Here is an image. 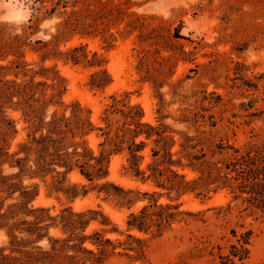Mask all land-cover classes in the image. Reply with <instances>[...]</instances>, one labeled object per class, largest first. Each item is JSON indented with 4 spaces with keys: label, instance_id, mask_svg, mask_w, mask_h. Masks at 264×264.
<instances>
[{
    "label": "rangeland",
    "instance_id": "obj_1",
    "mask_svg": "<svg viewBox=\"0 0 264 264\" xmlns=\"http://www.w3.org/2000/svg\"><path fill=\"white\" fill-rule=\"evenodd\" d=\"M34 1L0 0V48L8 44L11 37L25 31L27 37V45L22 50L24 58L0 52V88L5 81L16 79L10 61H25L39 69L41 53L33 51L40 47L37 42L51 40L65 13L83 9L92 34L75 35L61 43L59 49L65 52L86 46L89 58L97 53L103 60V69L113 83L103 91L93 90L89 85L90 77L99 68L49 60L45 67L57 65L65 90L60 105L51 106L48 114L78 102L92 112L91 118L97 123L105 106L111 103V97L117 95L132 105L141 106L144 121L157 125L161 120L174 131L209 142L217 152L214 161L234 156V149L248 151L264 144V0H64L70 4L66 8L57 6L59 0ZM75 1L79 2L77 7L72 6ZM53 8L55 12L50 13ZM87 10L95 12L90 15ZM33 25L35 28L29 29ZM65 69L69 73H64ZM40 80L43 79L38 77L37 81ZM5 115L14 122L17 131L10 141L14 151L26 138L27 124L21 112L13 108L7 109ZM196 117L198 123L193 125ZM184 118L191 122L182 123ZM213 122L215 127H211ZM199 132L205 133L200 135ZM173 136L180 138L177 134ZM221 144L226 147L223 155H219L221 151L216 148ZM150 147L143 152L145 161L141 169H146L151 161ZM178 149L177 144L174 151ZM115 157L119 160L112 170ZM115 157L108 180L124 189L139 191L140 194L134 195V206L119 208L96 192L70 204L76 212L91 208L101 210L109 218L107 226L93 222L84 233L92 236L101 232L104 239L113 242L104 256V264H223L220 254H229L230 247L239 245L241 235L247 232L252 234L248 258L243 261L234 258L233 263L225 264H264V214L260 210L246 209L248 204L242 199L235 200L227 187L215 192L212 187L207 197L187 194L174 200L180 212L194 215H186L184 221L173 223L161 237L136 230L129 232L128 216L152 201L146 193L163 194L158 197L159 204L170 203V200L167 191L158 189L152 180L145 182L126 170L125 156ZM183 173L188 179L199 175L189 169ZM69 179L72 183L84 182L76 173ZM124 180L133 182L134 186L125 187ZM24 183L40 185L39 197L33 203L35 207H54L51 214L56 215L68 204L62 194L50 195L40 180ZM77 201L84 204L77 208ZM12 203L7 201L5 208ZM108 206L114 208L116 217L106 212ZM129 234L144 241L142 259L132 258L135 253L126 249L131 243L127 238ZM19 236L27 238L25 234ZM67 237L61 228L51 229L48 237L39 242L34 240L25 250L47 251L53 245L50 240ZM90 242L85 246L97 252V247ZM0 252L19 256L12 252L6 230H0ZM67 255L75 253L70 250Z\"/></svg>",
    "mask_w": 264,
    "mask_h": 264
},
{
    "label": "trees",
    "instance_id": "obj_2",
    "mask_svg": "<svg viewBox=\"0 0 264 264\" xmlns=\"http://www.w3.org/2000/svg\"><path fill=\"white\" fill-rule=\"evenodd\" d=\"M61 5L66 8L70 4L59 0L57 6ZM78 5V1L72 4L73 7ZM55 8L50 13H54ZM37 11L40 13V8ZM84 12L81 9L65 13L51 40L37 42L40 47L33 51L41 53L42 66L39 69L25 61H10L16 79L5 81L0 88V230L7 231L12 252L19 254L11 256L0 252V264H104V256L113 242L104 239L101 232L92 236L84 233L93 222L107 226L109 218L101 210L91 208L76 212L70 204L96 192L99 196L104 195L105 200L115 202L119 208L131 209L134 206V195L140 192L124 189L108 180L115 156H125L126 170L145 182L152 180L158 189L167 191L170 200V203L159 204L158 197L163 194L146 193L152 201L138 213L128 216L129 232L136 230L150 233L155 238L161 237L173 223L184 221L186 215H194L180 212L174 200L187 194L207 197L212 187H215L214 192L219 188H229L235 200L242 199L248 204L246 209L260 210L264 214V144L248 151L232 148L234 156L214 161L217 152L209 142L199 136L174 131L161 120L157 125L144 121L145 113L141 106L132 105L117 95L111 97V103L105 106L97 123L91 118L92 112L78 102L48 114L51 106L60 105L65 90L57 65L45 67L49 60L99 68L90 77L89 85L93 90L103 91L113 83L107 70L103 69V60L97 53L89 58L86 46H76L65 52L59 49L61 43L75 35L92 34V26L86 23ZM86 12L92 15L95 11ZM38 21L39 18L36 19ZM34 28L35 25L29 27ZM26 43L25 31L11 37L0 52L24 58L22 50ZM20 75L23 78H19ZM38 77L43 80L37 81ZM10 108L20 111L27 124L26 138L14 151L10 141L17 131L14 122L5 115ZM184 119L182 123L191 122L188 118ZM193 123L196 125L198 118ZM215 125L213 122L211 127ZM173 134L179 135V140ZM92 139L97 142L93 143ZM177 144L179 149L174 151ZM149 146L151 161L146 169H141L145 161L143 152ZM216 148L221 151L219 155H223L222 151L226 149L222 144ZM209 154L211 158H208ZM186 169L197 172L198 177L188 179L183 173ZM74 173L84 182L72 183L69 178ZM25 180H40L49 189L50 195L62 194L68 204L56 215L51 214L54 207H35L33 203L39 197L40 185H25ZM9 200L13 203L5 208ZM20 216L23 218L18 219ZM57 228H61L68 237L50 240L53 245L47 251L41 248L25 250L34 240H43L51 229ZM19 234H25L27 238L23 239ZM251 235V232L244 233L238 240L239 245L230 247L229 254H220L223 264L233 263L234 258L239 261L248 258ZM127 238L131 243L126 249L135 253L132 258L142 259L144 241L131 234ZM89 240L97 247V252L85 246ZM71 242L73 245H69ZM217 249L221 250L219 246ZM70 250L75 255H67Z\"/></svg>",
    "mask_w": 264,
    "mask_h": 264
},
{
    "label": "bare ground",
    "instance_id": "obj_3",
    "mask_svg": "<svg viewBox=\"0 0 264 264\" xmlns=\"http://www.w3.org/2000/svg\"><path fill=\"white\" fill-rule=\"evenodd\" d=\"M113 68V67H112ZM64 69V68H63ZM64 73H69L68 72V70H66L65 69V72ZM72 75V74H71ZM91 97V96H90ZM90 101V100H89ZM119 160V157H115V159H114V161H113V163H112V167H111V169L113 170V166H114V164H115V162L116 161H118ZM120 184V183H119ZM123 184L125 185V187L126 186H128V187H133L134 186V184H133V182L131 183L130 181H128V180H124L123 181ZM136 185V184H135ZM216 199H218V198H216ZM222 201V200H221ZM86 202V201H85ZM84 204V202H82V201H77V203L75 204V207H77L78 208V206H82ZM107 206V205H106ZM114 208H112L111 206L109 207H107V209H106V212L108 211V213H110L113 217H116V211L115 210H113ZM113 219V218H112Z\"/></svg>",
    "mask_w": 264,
    "mask_h": 264
}]
</instances>
